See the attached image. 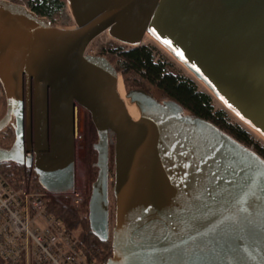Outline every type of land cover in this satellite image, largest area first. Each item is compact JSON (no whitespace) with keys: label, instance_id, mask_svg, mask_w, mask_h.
Wrapping results in <instances>:
<instances>
[{"label":"water","instance_id":"1","mask_svg":"<svg viewBox=\"0 0 264 264\" xmlns=\"http://www.w3.org/2000/svg\"><path fill=\"white\" fill-rule=\"evenodd\" d=\"M67 4L76 23L71 29L0 0L6 98L0 132L16 120L15 140L0 147V163L33 168L52 195L73 194L79 107L98 136L88 219L92 233L111 244L105 264H264V157L178 102L143 89L126 92L140 112L135 120L116 66L87 53L104 32L131 47L150 35L264 138V0Z\"/></svg>","mask_w":264,"mask_h":264},{"label":"trees","instance_id":"2","mask_svg":"<svg viewBox=\"0 0 264 264\" xmlns=\"http://www.w3.org/2000/svg\"><path fill=\"white\" fill-rule=\"evenodd\" d=\"M27 5L38 16L47 17L52 24H57L67 6V0H11ZM155 47L143 45L139 47L125 48L122 46L103 45L99 54L104 55L116 66L122 75L127 92L133 89H143L153 94L157 99L174 100L181 104L186 113L210 120L221 129L225 130L240 142L253 146L264 157V147L256 142L251 133L239 124L232 123L229 113L225 109H216L213 96L199 89L197 82L188 78L173 67L166 60H156ZM158 91L160 97L155 95ZM0 91L3 88L0 84ZM90 138L85 147V176L92 189L98 169L95 166L97 152L94 144L98 140L96 128L89 120ZM14 139V131L8 127L0 132V142L4 146L11 145ZM113 148H111V163H113ZM29 170V169H28ZM26 168L14 162H1L0 172L11 181H17L22 177ZM35 182L39 185L38 176L34 173ZM88 198L84 204L86 215H81V209L70 205L67 198H53L50 204V212L59 218L69 229L73 230L80 239V248L85 253L88 261L105 264L111 256V244L97 238L90 229L88 219ZM0 264H7L0 262Z\"/></svg>","mask_w":264,"mask_h":264},{"label":"built area","instance_id":"3","mask_svg":"<svg viewBox=\"0 0 264 264\" xmlns=\"http://www.w3.org/2000/svg\"><path fill=\"white\" fill-rule=\"evenodd\" d=\"M98 52H91L89 45L87 53ZM25 168L17 181L0 172V262L100 264L88 261L77 233L50 212L53 198H67L71 206L79 208L87 198L84 192L52 195L35 182L34 171Z\"/></svg>","mask_w":264,"mask_h":264},{"label":"rangeland","instance_id":"4","mask_svg":"<svg viewBox=\"0 0 264 264\" xmlns=\"http://www.w3.org/2000/svg\"><path fill=\"white\" fill-rule=\"evenodd\" d=\"M54 25V24H53ZM57 27L61 28H75L76 23L73 19L71 10L69 5L67 4L66 8L63 11L61 20L55 24ZM145 45H150L155 47V57L156 60H166L170 63L173 64V67L176 71L181 73L182 75L191 78L195 80L199 86V89L202 91H206L210 93L213 98H214V105L216 109H225L229 113V119L232 123L239 124L242 127L246 128L251 135L254 137L256 142L260 143L264 147V138L254 129L249 127L244 121H242L240 118H238L236 115H234L216 96H214L210 90L198 79L196 78L190 70H188L186 67H184L165 47L160 45L158 42H156L150 35H147L145 37ZM113 45L115 47L117 46H122L125 48H131L129 45H125L118 40L114 39L108 32H104L101 35H99L97 38L93 40V42L90 44V50L91 52H98L103 45ZM100 53V52H98ZM96 54V53H95ZM104 55V52L101 54ZM121 76V81L122 84L125 88V91L127 92L126 85L124 82V79ZM155 92V90H154ZM155 95L157 97H160L158 91L155 92ZM81 112V115H79V126H80V131L78 134V137L76 139V153L77 158H76V190L83 191L85 196L90 198L91 194V188L89 184L86 181V176H85V147L86 144L90 138V127H89V120H90V114L84 110L79 108ZM6 111V98L4 92L0 91V118L5 114ZM80 154H79V153ZM82 152V153H81ZM113 157V156H112ZM113 159V158H112ZM112 171H111V176H110V223H111V229L114 226L115 222V209H116V204H115V197L113 193V182H114V171H113V163H111ZM86 198V199H87ZM86 202V200H85ZM85 202L77 209H81V215L85 216L86 215V210L84 207ZM89 203V201H88ZM74 207V206H73ZM100 263V262H98Z\"/></svg>","mask_w":264,"mask_h":264},{"label":"bare ground","instance_id":"5","mask_svg":"<svg viewBox=\"0 0 264 264\" xmlns=\"http://www.w3.org/2000/svg\"><path fill=\"white\" fill-rule=\"evenodd\" d=\"M119 92L121 94V97L125 100L127 109L130 113V115L135 119L138 120L140 117V112L137 106L133 103L130 102V100L126 97V91L125 88L122 84L121 78L119 81ZM81 112L79 107H75L74 109V116H73V123H74V134H75V142L78 137L79 131H80V126H79V115H81ZM79 153V152H78ZM82 153V152H81ZM80 154V153H79ZM77 153H76V158H77ZM80 157V156H79Z\"/></svg>","mask_w":264,"mask_h":264},{"label":"flooded vegetation","instance_id":"6","mask_svg":"<svg viewBox=\"0 0 264 264\" xmlns=\"http://www.w3.org/2000/svg\"><path fill=\"white\" fill-rule=\"evenodd\" d=\"M15 123H16V120H15V117H13V119H12V121L10 122V124L6 127V128H8V127H11L12 129H13V131H14V139H13V141H12V143H11V145L13 144V142H14V140H15V137H16V133H15ZM5 128V129H6ZM34 131V130H33ZM27 134H28V130H27V124H26V122L24 123V135H25V138H27ZM25 141H27V139H25ZM11 145H8V146H4V144H2L1 142H0V147H2V148H9ZM32 169V171H34V169L33 168H31ZM34 173H35V171H34ZM36 174V173H35Z\"/></svg>","mask_w":264,"mask_h":264}]
</instances>
